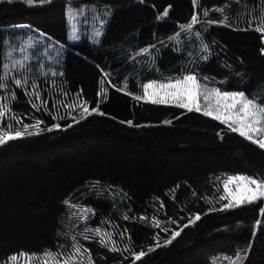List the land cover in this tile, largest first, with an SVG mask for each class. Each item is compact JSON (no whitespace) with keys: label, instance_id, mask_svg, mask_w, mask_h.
Returning <instances> with one entry per match:
<instances>
[{"label":"trees","instance_id":"1","mask_svg":"<svg viewBox=\"0 0 264 264\" xmlns=\"http://www.w3.org/2000/svg\"><path fill=\"white\" fill-rule=\"evenodd\" d=\"M68 7L89 26L105 14L102 37L72 41ZM257 27L264 0H0V97L15 93L7 103L22 121L4 125L38 132L0 145V264L70 252L73 237L94 264H264V199H220L233 175L264 180V149L202 113L135 98L186 74L264 96ZM13 60L28 67L4 80Z\"/></svg>","mask_w":264,"mask_h":264},{"label":"snow or ice","instance_id":"2","mask_svg":"<svg viewBox=\"0 0 264 264\" xmlns=\"http://www.w3.org/2000/svg\"><path fill=\"white\" fill-rule=\"evenodd\" d=\"M40 3L50 2V0H39ZM26 3L33 5L37 3V0H26ZM195 5L196 0H193ZM222 11V9H220ZM167 13L165 12V15ZM207 14V12H205ZM75 17L73 16L72 19ZM196 17H193L192 23L196 22ZM251 25V21L249 22ZM190 27V25H189ZM256 31L262 33V39H264V27L255 28ZM76 26L73 25V38L78 39L76 34ZM96 35H100V32H96ZM199 35V33H197ZM31 46V42L29 44ZM207 45H204V51H207ZM264 52V49H262ZM11 58V53L8 54ZM27 59V58H26ZM207 59V57H205ZM3 79L7 80L11 72L17 70H24L28 67L23 60H13L11 64H5ZM53 76L57 75L55 72ZM62 75V73H60ZM203 80L207 81L208 77H203ZM27 78L15 79L14 83L19 88H24L27 85ZM103 83V82H102ZM4 83H0V89L5 88ZM36 98L39 99V92L35 93ZM137 100L146 99L147 102L152 104H172L187 111H196L202 113L205 116L212 117L225 124L232 132L239 133L240 136L248 139L252 143H255L259 148L264 149V96H247L244 92H227L222 91L219 88H209L206 83H201V79H198L196 74H186L178 78L166 79L162 81H152L143 86V97H135ZM15 93L13 92L10 97H0V145L7 143L8 141L21 138L25 134L34 135L38 132L28 131L29 125L24 126V131L19 130L14 133L11 131L12 125H4V119L11 114V119H15L17 123L22 121L11 113L9 103L7 101L14 100ZM203 100V104L201 103ZM35 107V104L33 105ZM84 112H89L86 106H83ZM75 107V105H73ZM103 114V113H101ZM41 121H37L33 128H39ZM165 123H171L166 121ZM59 127V125H57ZM51 130V129H49ZM236 192H233L229 185L237 183ZM224 188L226 191L225 196H221L220 199H228L229 203L225 205L226 208L239 207L245 203H253L257 200L264 199V180H258L257 178H249L245 176L229 177L224 182ZM67 203V201H66ZM72 207H76L72 205ZM83 219L87 220V214L91 212L90 209H80ZM261 214H264V208L261 209ZM196 220L200 217L197 215ZM158 224V222H157ZM259 224V221L257 222ZM86 231H92L86 229ZM94 234L99 236V243L108 247L109 242L115 243L112 240L110 233H104L101 235L100 229H95ZM180 232L177 231L174 234V238L179 236ZM87 240L89 237L85 234L83 237ZM73 243L70 245V252H50L45 251L42 256H36L19 253L11 255L8 258V264H32L33 259L37 261V264H94L91 253L88 249L84 248L79 241L72 238ZM171 243V241H169ZM110 251H117L116 247H110ZM250 250V249H249ZM146 253L140 252L135 255V260L139 261ZM85 256L87 257L85 259ZM246 256L241 258L236 257L233 264H243V260H246Z\"/></svg>","mask_w":264,"mask_h":264},{"label":"rangeland","instance_id":"3","mask_svg":"<svg viewBox=\"0 0 264 264\" xmlns=\"http://www.w3.org/2000/svg\"><path fill=\"white\" fill-rule=\"evenodd\" d=\"M85 14H87L86 10H80L78 11V9H73L71 7L67 8V16H68V22H69V38L72 41H78V40H88L90 42H96L98 41L103 33H104V29L106 26V20H104V17H106L105 14H98L95 19L91 22L94 24L91 26L81 22V17L83 18L85 16ZM94 14V13H93ZM104 15V17H103ZM75 17L74 19H72V17ZM92 15H90L91 17ZM104 20V21H102ZM73 25L76 26V34L79 37L78 39H74L73 38ZM84 26V27H82ZM100 32V35H96V32ZM152 82V81H151ZM149 83V82H148ZM146 85V84H145ZM209 88H214V87H210ZM146 100V99H145ZM201 103L203 104V100H201ZM239 176H245V177H249V178H253L251 176L248 175H242V174H237V175H233L231 177H239ZM237 183L231 184L229 185V188L232 189L233 192H236L237 189ZM226 191H225V195H226ZM231 199V197H229L228 199H225L227 203H229V200ZM37 255H34V257H36ZM20 264H23V261L20 262ZM32 264H37V261L35 260V258L33 259Z\"/></svg>","mask_w":264,"mask_h":264}]
</instances>
